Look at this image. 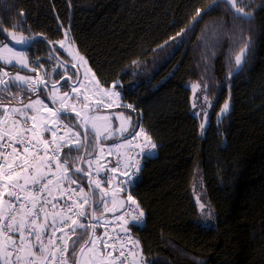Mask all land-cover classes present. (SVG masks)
<instances>
[{
    "label": "trees",
    "instance_id": "trees-1",
    "mask_svg": "<svg viewBox=\"0 0 264 264\" xmlns=\"http://www.w3.org/2000/svg\"><path fill=\"white\" fill-rule=\"evenodd\" d=\"M250 8L252 20L243 23L220 0H0L7 32L16 24L58 41L69 29L100 83L118 82L156 145L131 189L145 223L130 233L147 264H264V0ZM214 30L221 33L215 48ZM242 37L248 53L232 74ZM54 44L35 40L31 64H51ZM190 82H206L216 107L231 100L228 115L203 134ZM197 173L213 227L200 222Z\"/></svg>",
    "mask_w": 264,
    "mask_h": 264
},
{
    "label": "snow or ice",
    "instance_id": "snow-or-ice-1",
    "mask_svg": "<svg viewBox=\"0 0 264 264\" xmlns=\"http://www.w3.org/2000/svg\"><path fill=\"white\" fill-rule=\"evenodd\" d=\"M220 2L228 6L234 20L251 22L252 13L245 10V0ZM214 10L209 8L208 11ZM201 11L197 9L196 16H200ZM20 15L23 16V13ZM13 30L9 34L0 25V264H132L130 257H135L136 252L131 249L125 252L118 247L121 240L118 234L112 236L107 231L94 232L100 223L97 213L103 215L109 211H120L121 214L115 218L124 225V233H130L132 229L127 225L136 227L143 223L144 212L130 194L125 199L131 201L135 208L118 209L115 207L116 199L104 201L103 197L90 203L85 183L89 188L94 184L96 189L104 191L101 184H111L112 178L89 179L92 176L91 166L94 162L98 163V157L85 159L80 155L85 151L91 155L95 151L96 141L101 135L97 121L107 119L95 114L99 109H93L89 96L81 92L86 88L84 82L88 81L97 92L116 97L119 92L106 91L98 81L93 84L88 76L90 68L85 69L83 76L78 72L68 75L63 83V76L57 80L39 78L37 83L43 65L29 63L28 46L42 38L46 43L59 44V48L64 49V41H48L46 37L33 36L30 32L24 35V29L16 24ZM15 32H20V36L17 37ZM219 35V30H214L213 48L219 44V39L215 38ZM65 37L70 38L67 32ZM242 41L243 48L232 61L237 71L242 65V57L246 59L248 42L243 37ZM80 60L81 66L87 64L83 57ZM71 66L76 67L75 64ZM22 69L37 73V76L21 75ZM117 87L118 82L110 86L113 89ZM191 87L193 108L200 109L195 114L201 117L200 128L203 131L207 110L212 106L211 93L206 82L202 87L200 83ZM197 89H200L199 96H195ZM100 103V100L96 101L97 105ZM76 105H80V110ZM125 107L133 106L128 104ZM229 111V103L225 102L219 117ZM126 119L130 121L131 116ZM115 131L122 133L127 129L118 127ZM141 131L134 129L123 137L124 142L130 144ZM111 135H106L105 139L111 138ZM114 147L122 145L115 144ZM155 147V144H150L149 152L144 155H151ZM65 148L67 152H64ZM79 163H86L88 168H81ZM108 171L118 172L120 169L114 165ZM122 174L127 176L126 171ZM130 183L131 179L121 181L122 185ZM108 203L114 207L108 208ZM197 204L203 219H211L208 205L199 199ZM86 205L89 206L87 209ZM126 217L129 219L126 220ZM135 244L138 245V242ZM116 252L119 255H114Z\"/></svg>",
    "mask_w": 264,
    "mask_h": 264
},
{
    "label": "rangeland",
    "instance_id": "rangeland-1",
    "mask_svg": "<svg viewBox=\"0 0 264 264\" xmlns=\"http://www.w3.org/2000/svg\"><path fill=\"white\" fill-rule=\"evenodd\" d=\"M253 0H245V10L246 11H250L252 13V8L251 4H252ZM65 32H67L69 34L70 38L65 37ZM9 34H12L13 31L8 32ZM15 35L17 37L20 36V32H15ZM24 35H26L24 33ZM64 41L65 44V48L64 49H60L59 48V44H54V48L57 50V52L52 51V55L54 56L53 58L49 59V57H47L46 59L51 63H42V61L40 60H36L34 64H36L37 62H39L40 64L43 65V68L40 69L39 71V75L37 77V83H39V78H43V77H47L49 80H57L59 79L61 76L64 77V80L61 81L62 83L67 81V76L68 75H72L73 73L78 72L80 76H83L85 73V69L86 68H90L88 62L86 65L81 66V60L80 58L84 56L79 52L77 46L74 44V42L72 41V38L70 36V32L69 29H65L63 30V36L60 40L58 41ZM29 53V63L31 64L30 61V51L27 50ZM241 52V51H240ZM240 52L237 54L239 55ZM248 53V47L245 51V56ZM84 60H86L84 58ZM245 58L242 57V65L240 66L239 70L241 69V67L243 66ZM87 61V60H86ZM32 64V65H34ZM75 64L76 67L73 68L71 65ZM47 67V68H46ZM91 69V68H90ZM67 70V71H66ZM237 72V68L234 67V70L232 72V74ZM23 74H28V75H32V76H37V73L34 72H30L28 71V69H22L21 70V75ZM94 74V80L92 79ZM231 74V75H232ZM12 75H15V73H12ZM89 79L92 80V83L94 84L96 81L99 82V85L104 88L106 91L108 92H119V96H112L110 94H105L104 92H97V90L95 88L91 87V84H89L88 81H85V85L86 88L81 89V92H84L86 95L89 96V104L92 106L93 109H99L98 112H96V115H99L101 117H106V120H100L97 121V126L100 128L101 130V135L100 138L96 141V149L94 152H92L91 155L88 154L87 157H85V159H91L93 155L98 157V163L94 162L96 164V167L99 165V163H101L100 161H108L106 166H111L112 160L119 156L121 154V151H125V149H123L122 147L120 148H116L114 147L115 144H120V143H125L123 137L124 136H128L133 128V125L136 121H138L139 116L136 112V110L132 107V108H127L125 107V104L122 100V94L119 91V89L117 88H106L104 87L99 79L97 78V76L95 75V73L93 72V70L91 69V71L88 73ZM76 77L73 76V80H75ZM200 82H190L188 83V87L191 90V103H192V109H193V114L194 116L199 120L200 124H201V117L200 115H196L195 113H199L200 109L199 108H193V103H194V93H193V89L191 87V85L193 84H197ZM204 83H200L201 87L203 86ZM59 87V86H58ZM209 90V89H208ZM210 92V91H209ZM93 93H96V95H93ZM77 95H79V93H77ZM200 95V89H197L195 92V96H199ZM100 100L101 103L99 105L96 104V101ZM211 101H212V106L211 108H209L207 110V117L206 120H204V129L203 131H201V134H203L205 132V130L207 129V127L209 126L210 122L212 119H215L218 122V117L220 114V110L222 109L223 105L225 102L229 103L230 109H231V100L229 98H227L219 107H216V102L217 99L216 97H214L211 94ZM69 104H71V101H69ZM111 105V106H109ZM51 106V105H50ZM77 110H80V105H76ZM123 113L124 115L121 116L120 114ZM229 113V112H228ZM228 113L226 115H228ZM222 116L219 117V122L222 121V119L226 116ZM127 116H131V120L128 121L126 119ZM105 127L107 128V131H105ZM118 127H122L127 129V131L124 132H116L115 130ZM108 134H112L111 138L109 139H105V136ZM89 139H91V133L89 134ZM127 144V143H125ZM103 149V151L101 152L100 149ZM84 153V152H83ZM87 153V152H86ZM112 153V154H109ZM83 155V154H82ZM79 166V165H78ZM87 169L88 165L86 163H83V168ZM101 169V165H99L96 170H100ZM108 175V172L106 173ZM198 174V173H197ZM101 185V188L104 189V191H101L100 189H96L95 186L93 187L94 192L96 194H98V196L96 197L97 200L99 199L98 197H103V199L105 201H110L113 198L110 196L109 192H110V185L109 184H104ZM94 185V184H93ZM104 185L106 187H104ZM193 191H194V197H195V201H196V205L198 207L197 204V199H199L200 202H204L208 205V209L211 210V219L209 220H204L203 217L201 216L200 212V222L201 224H203L204 226L207 227H213L215 225L216 219H215V215L214 212L210 206V203L208 201V198L206 196L205 190H204V184L202 181V178L200 176V174L197 175V178L195 179L194 185H193ZM85 193L88 195V197L90 198V203H91V195L90 192L88 190V192H86L85 189ZM95 198V201H97ZM125 203H123L122 205H124ZM121 205V206H122ZM120 205L118 204V199H117V205L115 207H119ZM107 207H111L113 208L114 206L111 203L107 204ZM85 208L87 209L88 206L86 205ZM206 209V210H208ZM100 213H97V216L99 217V221L100 220H104L106 221V216L107 214L101 215L99 216ZM91 231V230H90ZM98 234V232H97ZM115 255V254H114Z\"/></svg>",
    "mask_w": 264,
    "mask_h": 264
},
{
    "label": "built area",
    "instance_id": "built-area-1",
    "mask_svg": "<svg viewBox=\"0 0 264 264\" xmlns=\"http://www.w3.org/2000/svg\"><path fill=\"white\" fill-rule=\"evenodd\" d=\"M140 135L136 137V139H133L130 143V148L128 149L127 153L124 156H120L114 159L112 167L118 166L120 171L116 172L117 177H118V182L120 186L123 189H126L127 191H123L124 194V199L127 194H131V189L136 181V179L139 177L141 169L144 166V162L148 156L150 155H144L146 152H149L150 149V144H152L151 140L147 138L146 132L142 126L141 123H137L135 125V130H140ZM66 149V148H65ZM153 150H151V154L153 153ZM61 158H63L61 156ZM96 164L93 163L92 167L95 166ZM139 169V171H137ZM92 171V178H100V175L97 177L96 174L97 172L94 171V169H91ZM127 172V176L123 175L122 173ZM99 174V173H98ZM101 179V178H100ZM131 179L130 184H121V181H125ZM73 188H75V185H72ZM133 197V196H132ZM74 199L76 197H73ZM134 198V197H133ZM140 206V205H139ZM128 208H135V205H132L131 201H126L125 199V204L121 209H128ZM141 208V206H140ZM142 209V208H141ZM143 210V209H142ZM144 212V211H143ZM121 213L120 211L110 219L103 221L99 223V228L102 230V232L107 231L109 235L115 236L119 235L121 237V240L118 244V247H122L125 252H127L129 249L132 251L136 252L135 257H130V260L132 264H147V260L143 254L141 244L137 238H135L131 233H124L123 227L124 225L122 222L116 220V216H119ZM83 219V218H81ZM126 220L129 219V217L125 218ZM143 223L137 225L136 227H142L145 223V214L141 218ZM131 224H128L127 227H129ZM75 238V237H73ZM135 242H138V245L135 244ZM142 253V255H141ZM116 255H119V252H116Z\"/></svg>",
    "mask_w": 264,
    "mask_h": 264
},
{
    "label": "crops",
    "instance_id": "crops-1",
    "mask_svg": "<svg viewBox=\"0 0 264 264\" xmlns=\"http://www.w3.org/2000/svg\"><path fill=\"white\" fill-rule=\"evenodd\" d=\"M122 145V148L125 149V151H121V154L119 156H123L125 155V153H127L128 149L130 148V144H125V143H120ZM153 144V143H152ZM95 156V155H93ZM92 157V156H91ZM101 163H99V165H101V169L98 171L96 170V168L99 166L96 167L95 166H91V169H94V171H96L97 173H100L101 174V177L102 179H106V178H112V182L110 185V196L113 198V199H118V204L120 205L119 207H116L118 209H121L123 207V203H124V198H123V193H122V190H121V186L119 184V182H117V173L116 172H111V171H108L109 169H111L112 167L111 166H106L107 162L108 161H100ZM112 165V163H111ZM108 172V175L106 174ZM103 185V184H101ZM104 187H106L104 185ZM105 201V200H104ZM121 201H123V203H121ZM122 205V206H121ZM111 209V207H109ZM118 211H116L115 213H117ZM115 213L109 211V212H105L103 213L104 214H107V217L106 219H109L111 216H113ZM101 216V214L99 215Z\"/></svg>",
    "mask_w": 264,
    "mask_h": 264
},
{
    "label": "water",
    "instance_id": "water-1",
    "mask_svg": "<svg viewBox=\"0 0 264 264\" xmlns=\"http://www.w3.org/2000/svg\"><path fill=\"white\" fill-rule=\"evenodd\" d=\"M35 41V40H34ZM33 41V42H34ZM32 45V44H31ZM31 45H29L28 46V48L31 46ZM28 50V49H27ZM59 86V85H58ZM86 152L87 151H85L84 153H83V157L85 158L86 157ZM79 166L81 167V168H83V163H79ZM89 179H91V177H89ZM88 187V186H87ZM88 190H89V192H90V195H91V203L92 202H95V195H94V191H93V187L92 188H89L88 187ZM91 223H94V221H91ZM91 231H93V230H91Z\"/></svg>",
    "mask_w": 264,
    "mask_h": 264
},
{
    "label": "bare ground",
    "instance_id": "bare-ground-1",
    "mask_svg": "<svg viewBox=\"0 0 264 264\" xmlns=\"http://www.w3.org/2000/svg\"><path fill=\"white\" fill-rule=\"evenodd\" d=\"M51 47H52V45H51ZM52 50H53V47H52ZM53 51H54V50H53ZM154 152H155V149L153 150V153H152L150 156H148V157L153 156Z\"/></svg>",
    "mask_w": 264,
    "mask_h": 264
}]
</instances>
